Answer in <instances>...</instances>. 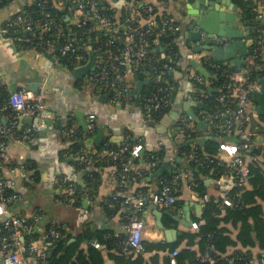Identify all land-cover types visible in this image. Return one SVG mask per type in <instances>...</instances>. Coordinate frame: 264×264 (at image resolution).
Returning <instances> with one entry per match:
<instances>
[{"label":"crops","instance_id":"crops-1","mask_svg":"<svg viewBox=\"0 0 264 264\" xmlns=\"http://www.w3.org/2000/svg\"><path fill=\"white\" fill-rule=\"evenodd\" d=\"M125 1L116 0L114 2L113 7L116 18L121 16L120 11ZM141 1L143 3H153L155 0ZM15 2L19 3V10L29 5L32 0H16ZM231 2L241 9L237 3L238 0L237 2L236 0H231ZM211 3H215L216 8L223 7L226 8V11L228 10V5H224L225 0H173L169 5L165 6L167 14L172 20H176L175 26L178 27L176 31L178 32V37L175 42L180 47L181 55L173 54L170 59L172 60V62L170 61L171 63L164 62L170 64L171 68L166 70L168 71V77H163L159 84L169 85L171 95L168 112L160 119H152V117L151 120L146 119L143 115L142 97H140V103L137 104L135 94L131 103L128 104L114 103L111 97L107 101L98 100V97L105 93L101 90H95L86 83L85 76L87 73L81 77H75L72 73L74 68L64 66L56 56L39 54L27 48H19L3 36L0 31L1 122L6 124L9 120V112L5 110L7 106L3 103L6 98L5 95L25 88L35 95H41L44 103V107L37 117L30 116L38 119L39 125V129L33 137L26 141L11 138L7 142L6 152L12 154L19 163L13 172L7 173V176L11 177L15 182L13 191L18 194L17 200L12 204L14 212L24 214L40 212L43 215L44 224L56 222L59 225H63L67 233L72 235L70 239L74 238L75 240L78 236L84 235L87 230L94 231L99 228H109L116 232L125 233L124 224L127 221L129 209L121 203H116L114 207H110L112 195L117 190L115 189V183L107 179L103 180L99 186L97 196H89L85 191L84 174L87 169H82L81 167L87 163L85 153L96 151L100 146L97 147L93 143L89 147L85 143L84 153L79 155V158L78 154H69V151L65 149L68 142H63L61 139L62 137H71L75 134L74 127L70 129L64 128L66 122L69 121L83 128L90 135L88 138L94 137L97 131L102 128L104 130L102 142L107 140L119 147L130 135L133 140H137V143L140 142L142 144V148L145 149L144 155L147 152H149V155L156 154L158 160L155 167H151L149 161L143 163L138 154L141 168L143 173H145L142 187L146 186L145 190L150 193L157 192L161 183L170 174H173L176 169L179 171L180 181L177 186L174 205L165 203L147 204L143 212L145 226L141 235L142 241L147 243H172L181 236L183 230H197L198 227L193 228L191 223L200 224L203 222L202 217L206 202L212 199H214V203H217L219 210L222 211L218 216L222 218L225 206L221 203L220 192L227 189L230 190L235 186L232 172L228 171L220 177H215L213 172L210 171L208 176H204L206 193L204 196L200 195L198 191L191 187L193 181L192 171L187 168L188 160L186 157L179 152L180 146L186 140L184 135L177 133L174 128L177 121L192 118V115L185 111L184 106L190 100L189 95L193 89L190 82L191 79L187 74L193 68L190 65V61L196 59L202 63L205 56H210L209 51L202 49L204 45L203 38L200 40L191 38V34L194 33L195 35V33L200 32L198 27H193L192 17L198 15L199 12L206 11ZM163 4L165 3L163 2ZM3 9H0V27L12 14H7ZM235 15L237 19H242L241 21H236L239 28L250 32V35L243 38L242 42H247L250 38H254V31L251 26L245 25L247 21L244 20L242 9ZM195 46L201 48L199 53L193 50ZM155 52L162 58L166 57L164 46L157 44ZM248 55L246 53L243 54L241 50L236 51L237 58L241 59L245 56L247 60ZM53 57L54 60H52ZM186 61L189 62L190 66H186ZM226 62L233 64L232 61ZM125 79L135 89L136 82L133 74L127 73ZM28 85H34V87L30 88ZM257 88H259V85ZM245 109L252 116V120L247 126V131L253 136L251 147H263L264 95L256 96L251 94ZM90 119H93L95 123V128L92 131L87 129V123ZM16 121L19 129L22 130L35 125H25L23 122L26 121H20L18 117ZM82 123L84 124L82 125ZM198 131H200L198 132V137L204 138L208 133L205 130ZM116 137H121L120 145L111 141L112 138ZM227 139L237 143L229 136ZM242 144L241 149H244L243 152L246 155L248 149L244 148ZM160 150L163 152L161 157L157 155ZM74 156H77V158ZM219 157L223 159V154L219 153ZM166 162H168V166L159 173L160 175L156 176L155 172ZM27 164L32 166L31 170L27 168ZM34 172H37L38 175V179H35V181L32 177ZM66 182L73 184L77 192L81 191V189L84 190L83 193H78L81 199L79 203L76 202L78 194L72 199V195H66L68 191ZM139 186V183L130 181L127 190L129 193L134 194ZM248 188L249 186L246 185L245 189ZM255 203L259 205L264 216V201L257 198ZM156 212L161 213V215L157 217ZM250 221L251 219L248 220L249 223ZM222 225L230 231L229 235L235 240L240 232L241 223L234 224L229 220V222L222 223ZM36 228L40 231V227ZM172 230L175 231V236L173 237V233H170L171 240L169 241L167 239V231ZM39 231L36 232L38 233ZM254 235L255 233L253 232L252 236ZM195 243H198L197 239ZM236 247L239 250L248 251L251 255L252 264H262L264 254L260 253L259 248L243 249L239 245ZM225 253L231 255L234 253L233 248L227 246ZM151 254L146 253L145 256ZM163 254L161 253V255ZM1 261L0 264L2 263ZM105 264H113V261L107 259Z\"/></svg>","mask_w":264,"mask_h":264},{"label":"built area","instance_id":"built-area-1","mask_svg":"<svg viewBox=\"0 0 264 264\" xmlns=\"http://www.w3.org/2000/svg\"><path fill=\"white\" fill-rule=\"evenodd\" d=\"M116 0H41L38 12L29 9H19L12 13L9 18L0 27V31L11 43L19 48L31 49L39 54L52 55V51H58L60 56L67 57L73 63L72 68L85 65L92 51L95 56L94 67L89 70L85 76L86 83L94 88L110 86V97L112 102L131 103L133 100V85L130 84L125 76L127 73L136 74L142 71L145 79L150 80L153 89L144 96L143 115L151 120L153 114L161 111L170 104L171 89L170 86L159 84L164 75L162 70L144 60L148 56L151 48V42L146 35L150 33L153 20H150V11L152 6H146L143 9L141 0H128L123 4V18L118 21L115 16L114 2ZM258 9L255 20L264 23V0H257ZM111 4V10L107 6ZM33 4V1L29 4ZM110 10V15L107 11ZM35 16H33V13ZM146 15L147 22L143 29H138L145 24H140V18ZM149 17V18H148ZM165 28L171 32L177 31V26L172 25L169 20L165 21ZM125 30V36L119 35V28ZM259 35L254 39V52L260 56L264 55V34L263 29L258 30ZM104 38V47H111L116 41L122 40L124 46L117 54L98 46L96 54L92 48V39ZM135 37L139 38L135 41ZM96 41V40H95ZM226 44V40H223ZM111 55L110 62L107 64L105 57ZM99 55V56H98ZM57 57V56H56ZM254 56H251V58ZM58 58V57H57ZM108 59V58H106ZM148 65V66H147ZM122 67L123 72L116 70ZM125 68V70H124ZM162 69H170L171 65L163 63ZM145 69V70H143ZM246 70L240 69L231 74L229 82L225 83L222 93L216 96V100L222 102L221 115L226 129L236 125V132L243 140V147L250 149L253 136L247 131V126L252 120V116L245 109V105L258 87L257 82L244 84ZM188 77L194 82H201L202 75L196 69L191 68L187 72ZM246 78V77H245ZM144 80V79H142ZM199 93V95L196 94ZM197 96L206 97L204 89L196 87L193 84V90L190 92L189 99L202 102ZM235 100V110L231 113L227 98ZM9 107L14 111L15 119H10L8 123H0V151L6 152L7 141L4 140L6 134L16 140H30L39 125H33L25 130L19 129L16 118L18 115L37 117L44 107L43 97L35 95L30 90L21 88L19 91L9 94L7 99ZM229 114H231L230 117ZM191 118V117H190ZM95 123L93 119L88 120L87 129L94 130ZM264 147V144L262 145ZM142 149V144L135 143L131 146L130 154L137 157ZM120 151H108L113 158L122 157ZM219 153L223 154L221 160L228 164L233 177L234 185L238 187L246 186V181L250 173V168L246 163L244 152L238 143L223 141L219 145ZM151 167H155L157 156L151 155ZM210 159L209 157H205ZM220 158V157H219ZM189 160H197V155L192 151ZM124 172H129L132 168L128 161L122 164ZM15 169L3 168L0 166V222L3 221V227L10 231L9 235L0 237V253L2 264H49L47 255L57 241L61 238V232L56 226V222L43 223V215L40 212L24 214L14 212L12 204L17 200L18 194L13 192L6 194V190H13L15 182L7 176V173ZM170 180L163 181L157 192L150 193L142 189L144 177L141 169H137L136 178L141 187L134 194L127 190L128 183L131 181L124 173L120 176V187L112 195L110 207L116 203H121L129 209L127 221L124 224L125 238L122 240L124 249L132 254L143 250L142 231L145 226L143 212L148 203L151 204H173L176 200L177 186L179 184L180 173L176 169ZM28 179V177H27ZM30 180V179H29ZM67 194L74 198L77 192L73 184L66 182ZM69 197V196H68ZM221 203L224 206H233V200L230 197V190L220 192ZM206 198V196H205ZM191 226L197 228L198 224L192 222ZM36 227H40L37 237H31V233ZM1 230V229H0ZM95 248L101 245L97 241L91 242ZM176 254L175 252L173 253ZM264 264V259H262Z\"/></svg>","mask_w":264,"mask_h":264},{"label":"trees","instance_id":"trees-1","mask_svg":"<svg viewBox=\"0 0 264 264\" xmlns=\"http://www.w3.org/2000/svg\"><path fill=\"white\" fill-rule=\"evenodd\" d=\"M15 1L16 0H0V9L9 6ZM32 1L33 4L27 5L26 7H23V9L38 12L40 9L38 6L41 0ZM172 1L173 0H155L153 3L142 2L143 5L139 7L140 9H143L147 5L153 7L152 11L149 13L151 16L150 18L148 17L150 20H153V23L150 33L146 35L151 42V48L144 61L147 64L150 62L155 65L158 68V71L162 70L164 77H168V71L162 69L161 65L164 62H172L170 59L173 54H177L178 56L181 55L180 47L175 42L178 37V32L173 33L164 26L166 20H169L172 25L176 24V20H172V18L167 14L165 7ZM163 2L165 4H163ZM257 2V0H238L237 2L242 9L244 20L249 23L254 31H252L254 39L259 35L258 30L263 29L264 27L263 22L255 20L257 11L254 9V4H258ZM107 6L111 10V4L107 3ZM110 10L107 12L111 15L112 12H110ZM123 10L124 8L120 11L121 16L117 17L118 21H120L124 16L122 13ZM32 15L35 16L34 13ZM149 19H147L146 15H143L140 18L139 23L145 25H142L141 27L138 26V29H143L147 22L150 21ZM119 35L122 37L125 36V30L121 27L119 28ZM138 39V37H135V41H138ZM157 44L164 46L166 57L162 58L157 52H155ZM91 45L94 51L98 46H101L102 48L111 51L114 56V54H117L119 50L122 49L124 43L122 40H118L111 47H104V38L100 36L99 38L92 39ZM253 48L254 44L250 48L247 63L243 65V67H237L227 62H217L210 56H205L202 65L208 72V78L206 79L202 76L201 82H194L193 80L190 82L192 88L193 84H195L196 87L204 89L206 97H197L202 101V103L207 105L208 108L200 109L193 107L195 118L184 121L181 120L177 121V124L175 123L174 128L176 132L183 134L186 141L191 139L186 146L179 149V152L180 154L183 153L184 157H186L188 160L187 168L192 171L193 181L191 183V187L198 191L202 196L206 193L204 176H208L210 171H212L215 177H220L224 173L231 171L228 164L219 158L220 143L227 140L229 141V139H227L228 136L237 141V143L240 142V147L243 143V140L240 139V135L236 132V125L230 129H226L224 127L225 125L221 115L224 104L215 98L220 93L225 91L222 86L229 82L231 74L235 71L240 69L246 70V78L244 77L242 80L244 84L257 82L258 79L263 76V73L258 70L260 65L263 63L262 56L256 54ZM52 55L57 56L59 62L64 66L68 68L73 67L71 60L67 57L60 56L58 51L53 50ZM111 55L108 54L105 57L107 64L111 60L109 59L111 58ZM251 56L254 57L251 58ZM188 63L189 62L186 61V66H190ZM116 70L123 72L122 67H117ZM181 70L183 71L182 68ZM136 75L140 80L145 79L142 71L136 72ZM109 88L110 86L108 85L101 88L98 86L94 87L95 90H101L103 93L108 92ZM153 88L152 84L144 86L141 95L142 102H144V96L147 95ZM196 94L199 95L198 92H196ZM5 96L6 98L3 103L7 106L5 110L9 112V120L15 119L14 111L9 107L7 102L9 95ZM227 103L228 106H230L232 113V111L235 110V100L229 97L227 98ZM168 108L169 106L152 115V119H160L168 112ZM230 116L231 114L227 117ZM200 121H204V125L201 127H199ZM0 123H2L1 118ZM73 127L75 129V134L71 137H62L61 139L63 142H68L65 149L69 151V154H78L77 156L79 158V155L84 153L85 140L90 135L83 128L76 124H72L69 121L66 122L64 128L70 129ZM198 130H205L208 132L204 136V140L201 143L195 141V139L200 138L198 137V132H200ZM9 139H11V136L6 134L4 140L8 142ZM137 142V140H133L132 136L129 135L125 142L119 147L106 140L102 142L96 151H89L88 153H85L87 163L83 164L81 167L82 169H87L84 174V178L85 191L89 196H97L99 186L105 179L114 182L115 189H118L120 187V176L124 173L131 181L139 183L138 177L136 178L137 169H141L143 177L145 176V173H143L138 156L134 157L130 154L131 146ZM111 150H121L122 157L113 158V156L108 153V151ZM161 150L160 152L158 151L157 154L160 157L162 156L161 153H163V150ZM192 151H194L198 158L195 161L188 159V156ZM241 151H244V149H241ZM146 154L143 157V163L152 161V154L149 155V152ZM77 156L74 157L77 158ZM244 156L246 163L250 168V173L246 181L249 188L245 189V186H234L230 189V197L232 198L234 205L225 206L222 218L218 217L222 211L219 210L217 203H214V199H212L209 202H206L202 217L203 222L198 224L197 230H183L181 236L172 243H147L142 241L143 250L132 254L129 250L124 249L122 244V240L125 238V233L116 232L109 228H99L94 231L87 230L84 235L78 236L75 241L67 244L72 235L67 233L66 228H64L63 225L56 223L57 228L61 232V238L56 242L55 246L51 248L49 254L47 255L49 264H105L107 259L113 261V264H252L250 258L251 255L248 251L245 252L244 250H239L236 246L239 245L243 249H252L257 247L259 248L260 253L264 254V216L261 213L259 205H256L255 203L257 198L264 201V147H251ZM205 157H209L210 159H206ZM126 161H128L133 167H131L132 169L129 172H124L122 167V164ZM18 164L19 163L12 154L0 151L1 167H12L11 169H14L17 168ZM27 168L31 170L32 166L27 164ZM33 174L34 175H32V177L34 179H32L35 181V179H38V175L37 172H34ZM172 177L173 175L170 174V176H168L164 181L170 180ZM145 180L147 179L145 178ZM145 187L146 186H143L142 189L145 190ZM13 192L14 191L11 189L6 190L7 195ZM77 196L76 202L79 203L81 199L79 194ZM249 219H251L250 223L248 222ZM229 220H231L234 224H237L238 222L241 223L239 229L240 232L237 234L235 240L229 235L230 231L222 225V223H227ZM0 229V237L9 235L10 231L3 227V221L0 222ZM253 232L255 233L254 236H252ZM37 235L38 233L33 231L30 236L37 237ZM196 239L198 240L197 244L195 243ZM92 240L99 242L101 247L95 248L92 246ZM181 244L183 245L180 246ZM227 246L232 247L234 253L227 255L225 253ZM174 252L176 253L175 255H173ZM146 253L152 254L145 256ZM161 253L164 254L161 255ZM0 260H2L1 253Z\"/></svg>","mask_w":264,"mask_h":264},{"label":"water","instance_id":"water-1","mask_svg":"<svg viewBox=\"0 0 264 264\" xmlns=\"http://www.w3.org/2000/svg\"><path fill=\"white\" fill-rule=\"evenodd\" d=\"M201 1V0H198ZM219 1V0H216ZM18 2L12 3L11 5L5 7L3 10L7 12V14L14 13L18 10ZM228 5V10L226 11V8L215 7V3H211L208 6V9L203 12H199L198 15H195L192 17V24L193 27H198L199 33L191 34V38L193 40H200L201 38L204 39V45L202 46V49L205 51L210 52V57L217 62H226V61H232L233 64L237 67H241L247 63L246 57L243 58H237L236 57V51L241 50L246 55L249 53L250 47L254 44V38H250L247 42H242V39L245 37H248L250 35L249 31H243L241 28H239L238 24L236 23L237 20H242L241 18L237 19L235 13H238L241 11L240 8H238L234 3L231 2V0H225V4ZM226 40L227 43L224 44V41ZM159 47V46H157ZM162 49V48H161ZM193 50L199 53L201 51V48L193 47ZM208 56V55H207ZM54 60V57L52 58ZM95 62V56L94 53L90 52V58L88 62L81 66L74 68L72 73L75 77H81L82 75L89 72L91 68L94 67ZM262 64L258 68L263 73V76L258 79L257 84L259 85V88L255 89L253 91V95L260 96L264 95V55L262 56ZM190 65L197 70L204 78H208V72L203 67L202 63L196 59H192L190 61ZM133 78L135 80V89L134 94L136 95V103H140V97L142 95V91L144 89L145 85H148L150 83V80L148 78L144 80H140L136 74H133ZM28 87L33 88L34 85H28ZM111 91H108L105 94H102L98 97V100L101 101H107L110 97ZM185 111L192 115V118H195V114L192 111V107H197L200 109H207L208 106L205 105L202 102H197L193 100H189L185 103ZM18 119L20 121H26L23 122L25 125H38V119L32 118L30 116H24L19 115ZM21 122V124L23 125ZM84 123H82L83 125ZM204 125V121L199 122V127ZM104 136V130L100 128L94 137L88 138L85 143L89 147L95 143V145L98 147L100 146L102 139ZM121 137L112 138L111 141L113 143H116L120 145L121 143ZM204 138L200 137L195 139L196 142L201 143L203 142ZM191 139H188L185 141L180 147L186 146L187 143H189ZM145 149L142 148V150L139 152L140 158L143 160ZM168 162L164 163L163 166L155 172V175H160L164 168L168 166ZM208 182V181H207ZM206 182V183H207ZM157 217L161 215V213L156 212ZM35 231H39L38 228H35ZM170 233H173V237L175 236V231H167V239L170 241ZM75 239H70L67 244L73 242Z\"/></svg>","mask_w":264,"mask_h":264},{"label":"rangeland","instance_id":"rangeland-1","mask_svg":"<svg viewBox=\"0 0 264 264\" xmlns=\"http://www.w3.org/2000/svg\"><path fill=\"white\" fill-rule=\"evenodd\" d=\"M254 9L257 11V9H258V6H257V4L255 5L254 4ZM246 24L245 25H249V23H247V22H245ZM252 28V27H251ZM263 29H264V27H263Z\"/></svg>","mask_w":264,"mask_h":264}]
</instances>
